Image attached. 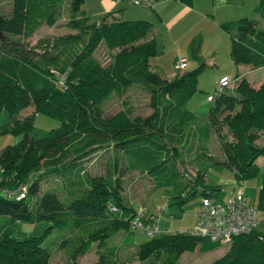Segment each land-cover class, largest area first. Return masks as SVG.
<instances>
[{"label": "trees", "instance_id": "obj_1", "mask_svg": "<svg viewBox=\"0 0 264 264\" xmlns=\"http://www.w3.org/2000/svg\"><path fill=\"white\" fill-rule=\"evenodd\" d=\"M65 1L12 0L10 17L0 13V116L8 118L0 125V135L12 133L21 137L17 144L0 152V216H7L11 222L50 223L40 237L14 239L3 234L0 264H50L52 254L43 244L54 231L67 236L61 247L68 243L69 235L84 233L70 255V264H79L78 256L85 255L93 244L98 252L95 264H118L116 251L108 242L118 233L131 230L130 223L137 212L124 201L118 178L91 175L80 165L102 149L120 151L126 169L144 174L156 187L172 186V204L179 212L197 194L214 196L218 192L205 183L202 170L191 178L179 167L184 163V153L192 148L199 152L193 160H211L206 147L211 131L221 142V163L233 170L235 185L263 176L256 161L264 156V148L255 141L264 130V81L254 88L240 78L234 94L225 92L227 88L215 94V89L213 95L207 96V100H213H208L212 106L205 121L195 123L186 105L193 95L202 93L198 77L206 65L198 63L192 71L162 79L149 66V59L159 53L156 40L148 39L151 23L123 21L113 17L114 12L91 20L80 11L84 0H67V25L76 32L57 37L52 43V54L45 49L40 58L32 60L18 47H23V42L42 24L53 26ZM254 11L259 20L240 18L220 24L229 38V55L234 65L252 70L264 68V0L258 1ZM101 43L115 51L106 66L93 57ZM194 59L198 61L197 56ZM132 86L150 92L152 113L144 118L134 117L126 109L105 119L104 103L112 95L123 97ZM28 108L31 113L17 118ZM37 114L56 119L60 125L34 140ZM222 126L234 141L224 140ZM110 167L113 174L117 173L115 160ZM41 170L28 183L30 176ZM50 175L72 179L70 183L77 187L74 197L60 201L54 191L47 190L32 200L40 181ZM20 185L28 189L22 200L2 193L14 192ZM185 189L188 193L184 197ZM110 206L117 211L110 212ZM255 208L261 216L258 226L248 234L234 237L227 253L210 264H264V177ZM220 246L189 237L185 232H162L140 245L134 258L144 262L153 257L152 264H157L163 256L160 264H178L185 252L198 247L201 253H207Z\"/></svg>", "mask_w": 264, "mask_h": 264}, {"label": "rangeland", "instance_id": "obj_2", "mask_svg": "<svg viewBox=\"0 0 264 264\" xmlns=\"http://www.w3.org/2000/svg\"><path fill=\"white\" fill-rule=\"evenodd\" d=\"M110 3L113 5L112 0ZM259 0H245L243 14L244 17L259 20V15L254 11ZM119 7H123V15L120 18L123 21L140 20L135 19L136 14L141 12H150L148 8L135 7L127 3H120ZM12 9V0H2L0 3V13L6 17H10ZM80 11L87 15L91 20L106 15L108 12L105 8V0H84L80 7ZM238 18V19H240ZM237 19V20H238ZM70 21V1H65L61 7V14L53 26L42 24L34 34L23 42V47H18L32 60L40 58L45 52V49L52 54L53 40L57 37L74 34L76 31L68 27ZM149 22V21H148ZM151 23V22H150ZM166 21L155 23L153 29L148 36V39L154 38L158 46V55L149 59L150 70L158 74L162 79L170 80L176 74L192 71L198 66V63L206 65L205 70L198 77V88L202 93H196L188 101L186 107L193 114V121L201 123L205 121L208 111L212 106V102L207 100L208 95L214 94L215 84L218 80L226 76L231 88L225 89L228 94H234L236 84H234V76L237 72V67L232 62L229 55V39L224 32H214L209 22L196 25L189 21H177L171 24L170 27ZM21 50V51H22ZM217 52L218 61H212L213 55ZM115 51H109L104 43H101L95 51L93 57L102 66L108 65ZM49 57V54L46 55ZM197 56L198 61L194 59ZM184 58L188 63V68L185 70H177L176 62ZM215 64V66H214ZM244 67V68H243ZM239 68V73L245 75L248 81L264 80V68L252 70L248 66ZM254 78V79H251ZM151 94L148 90L141 86L130 87L123 97L112 95L103 105L104 118H110L114 114L129 109L132 116L144 118L152 113L149 106ZM32 109L28 108L20 113L17 118L28 115ZM8 122L5 115L0 116V125ZM60 122L56 119L37 114L34 119V130L32 137L34 140H39L46 135V132L59 127ZM221 133L224 135V140L234 141L232 135L227 129L222 126ZM20 135L8 133L0 135V152L8 145L17 144L20 141ZM255 144L264 148V130L258 133V138ZM207 153L209 159L193 160L198 155V151L192 148L191 152L184 153V163L179 165L191 177L195 178L197 170H202L205 173V183L211 187L217 188L215 199L218 202H225L232 193H237L241 187L245 191V198L248 202L256 207L258 203V192L261 186L262 178L264 177V156L259 157L256 164L260 168L263 176L258 178L248 179L240 183V186L235 185V177L232 169L224 166L221 162L224 161V154L221 148V142L218 140L214 132H210L208 141L206 142ZM117 162V173L113 174L111 164ZM84 171L105 178L119 179V186L124 201L128 206H131L135 211L143 212L145 217L153 216V224L161 232L167 233H184L192 230L195 225L196 214L201 210L202 196L197 194L194 196L183 209V212L178 211V207L173 205V188L172 186L156 187L152 180L137 171H129L126 169L124 157L118 150L112 148L102 149L95 155L80 163ZM38 173L30 176L28 183L37 177ZM187 179V178H186ZM72 180V179H71ZM66 177L60 175H50L40 181L38 193L32 197V200L39 199L47 190L54 191L60 201H65L74 197L77 192V187L72 185ZM68 190H70L69 193ZM188 193L184 190L183 196ZM73 194V195H72ZM260 214L258 218L260 219ZM49 222L40 221L35 223H20L11 222L7 216H0V239L5 234L14 239H25L29 237H40L44 234ZM65 233L58 231L52 232L45 240L44 247L51 252L50 264H70V255L73 249L77 246L78 240L84 237L83 232H74L69 235V241L61 247V243L67 238ZM161 234V233H160ZM64 238V239H63ZM149 237L141 229H131L128 232H120L110 238L108 246L116 251V258L121 264H152L153 257L144 262L134 259V252L140 245L147 242ZM95 244L88 250L85 255H80L77 258L79 264H95L98 260L97 248ZM123 247L122 250L119 248ZM230 243L224 244L214 251L201 253L198 247L192 252H185L180 255L178 264H210L227 253ZM115 258V259H116ZM133 260V261H132ZM163 256L158 260L160 264Z\"/></svg>", "mask_w": 264, "mask_h": 264}, {"label": "built area", "instance_id": "obj_3", "mask_svg": "<svg viewBox=\"0 0 264 264\" xmlns=\"http://www.w3.org/2000/svg\"><path fill=\"white\" fill-rule=\"evenodd\" d=\"M115 3L126 2L135 7L152 9L158 0H112ZM172 1V0H165ZM175 68L185 70L188 68L186 59H179ZM230 87L228 78L221 79L216 86V93L220 94L225 88ZM212 101V97H208ZM28 192L26 185H20L16 191H2L9 198L14 197L19 201L26 197ZM110 212L117 211L116 207L110 206ZM135 218L130 223L131 229H141L149 237L162 233L153 224L152 216L145 217L143 212L136 211ZM257 209L248 202L243 194V187L237 193L231 194L227 201L218 202L214 196L208 194L202 196L201 210L197 213L194 228L186 235L195 239H205L220 245L228 244L234 237L245 235L253 231L259 224Z\"/></svg>", "mask_w": 264, "mask_h": 264}, {"label": "crops", "instance_id": "obj_4", "mask_svg": "<svg viewBox=\"0 0 264 264\" xmlns=\"http://www.w3.org/2000/svg\"><path fill=\"white\" fill-rule=\"evenodd\" d=\"M244 1L245 0H172V1L158 0L155 2L154 7L152 9H149L150 12H141L140 14H136L134 18L147 21V22L149 21V23L151 22L152 27L155 23L157 22L162 23L163 21H166V20H167L166 24H168L170 27L171 24H174L177 21L191 22V19H193V23H196V25L209 22L214 32L219 33V32H223L220 28V24L237 20L238 18L244 17L246 15V14H243L244 4H245ZM120 3L122 2H118L117 4L112 6L110 1L105 0L106 11L108 13L114 12L113 17H116V18L121 17L123 15L124 8L118 6ZM123 3H126V2H123ZM229 46H230V43H229ZM216 55H217V52L215 51L212 61H215V62L218 61ZM236 67L238 70L236 72V75L234 76L233 81H234V84L237 85L240 78H244V79L246 78H245V75L243 76L239 73V68H242L243 66H236ZM236 76H238V78H235ZM223 78H227V77L226 76L221 77L218 80V82ZM251 79H254V78H251ZM263 81L264 80L256 81L254 79L248 82L254 88H258ZM217 83L215 84V89H216ZM231 87L233 86L230 85V88ZM243 194L245 195V191H243ZM164 233H167V232H164ZM119 249L122 250L123 247H120ZM133 255H135V252ZM116 259L118 261V258ZM133 260H135V258ZM121 263L122 262L118 261V264H121Z\"/></svg>", "mask_w": 264, "mask_h": 264}]
</instances>
